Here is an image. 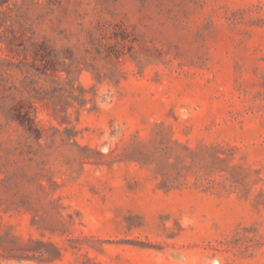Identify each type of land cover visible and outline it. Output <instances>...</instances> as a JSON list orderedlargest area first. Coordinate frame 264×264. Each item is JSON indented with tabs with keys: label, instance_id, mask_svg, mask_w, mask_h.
<instances>
[{
	"label": "rangeland",
	"instance_id": "1",
	"mask_svg": "<svg viewBox=\"0 0 264 264\" xmlns=\"http://www.w3.org/2000/svg\"><path fill=\"white\" fill-rule=\"evenodd\" d=\"M0 264H264V0H0Z\"/></svg>",
	"mask_w": 264,
	"mask_h": 264
}]
</instances>
